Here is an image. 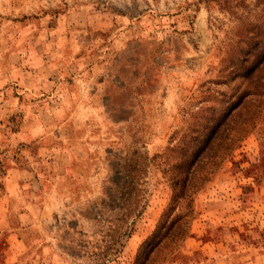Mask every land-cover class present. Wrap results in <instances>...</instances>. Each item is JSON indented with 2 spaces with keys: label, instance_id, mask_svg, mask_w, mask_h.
<instances>
[{
  "label": "rangeland",
  "instance_id": "obj_1",
  "mask_svg": "<svg viewBox=\"0 0 264 264\" xmlns=\"http://www.w3.org/2000/svg\"><path fill=\"white\" fill-rule=\"evenodd\" d=\"M0 264H264V0H0Z\"/></svg>",
  "mask_w": 264,
  "mask_h": 264
},
{
  "label": "trees",
  "instance_id": "obj_2",
  "mask_svg": "<svg viewBox=\"0 0 264 264\" xmlns=\"http://www.w3.org/2000/svg\"><path fill=\"white\" fill-rule=\"evenodd\" d=\"M129 205H130V203H129ZM151 239H152V236L147 237V239L145 241H143V245L149 244V242L151 241ZM140 247H142V245H140Z\"/></svg>",
  "mask_w": 264,
  "mask_h": 264
}]
</instances>
